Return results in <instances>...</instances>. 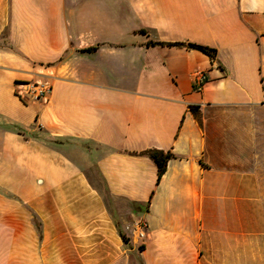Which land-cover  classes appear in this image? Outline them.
Returning a JSON list of instances; mask_svg holds the SVG:
<instances>
[{"label": "crops", "instance_id": "1", "mask_svg": "<svg viewBox=\"0 0 264 264\" xmlns=\"http://www.w3.org/2000/svg\"><path fill=\"white\" fill-rule=\"evenodd\" d=\"M0 264H264V0H0Z\"/></svg>", "mask_w": 264, "mask_h": 264}, {"label": "trees", "instance_id": "2", "mask_svg": "<svg viewBox=\"0 0 264 264\" xmlns=\"http://www.w3.org/2000/svg\"><path fill=\"white\" fill-rule=\"evenodd\" d=\"M186 47L188 49L191 50H196L199 51L203 54H206L208 56H210L214 50L201 46V45H197V44H186ZM193 116L195 117L196 120L199 119V111H198V107H191L190 108ZM149 158L153 161L156 170H157V183L160 181V179L162 178V176L165 174L166 172V167H167V163L169 160H171L173 158V155L171 153H164L162 151H158V150H150L147 152Z\"/></svg>", "mask_w": 264, "mask_h": 264}, {"label": "built area", "instance_id": "3", "mask_svg": "<svg viewBox=\"0 0 264 264\" xmlns=\"http://www.w3.org/2000/svg\"><path fill=\"white\" fill-rule=\"evenodd\" d=\"M206 82V76L204 73L198 74L194 82V89L196 91H201ZM49 92V87L45 84H32L27 89V94L31 96L34 101L44 100ZM140 238L144 237V232L142 230L143 224L139 223L137 225Z\"/></svg>", "mask_w": 264, "mask_h": 264}]
</instances>
